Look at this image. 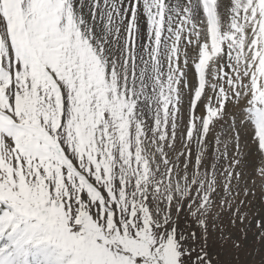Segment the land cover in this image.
<instances>
[{
	"label": "snow or ice",
	"instance_id": "snow-or-ice-1",
	"mask_svg": "<svg viewBox=\"0 0 264 264\" xmlns=\"http://www.w3.org/2000/svg\"><path fill=\"white\" fill-rule=\"evenodd\" d=\"M143 2L94 0L93 19L103 7L110 43L85 29L73 0H0V239L8 241L0 247V264H40L39 257L47 264H246L240 255L252 229V241L264 245V204L259 218L251 217L247 201L232 194L234 182L254 176L243 195L264 201L259 59L224 101V113L226 105L240 109L247 143L234 133L222 180L214 170L200 176L203 159L188 147L195 137H186L188 150L177 153L183 163L154 149L164 167L150 165L147 178L124 152V120L135 118L142 95L148 99L146 86L137 90L144 73L137 71L134 51L133 20ZM114 16L121 23L128 17L122 45ZM141 19L150 24L147 11ZM201 104L207 115L203 99L196 112ZM201 138L208 139L203 130ZM252 151L254 158L247 155ZM181 216L194 226H180Z\"/></svg>",
	"mask_w": 264,
	"mask_h": 264
},
{
	"label": "rangeland",
	"instance_id": "rangeland-1",
	"mask_svg": "<svg viewBox=\"0 0 264 264\" xmlns=\"http://www.w3.org/2000/svg\"><path fill=\"white\" fill-rule=\"evenodd\" d=\"M174 1H178L172 2L174 5L178 4L176 7L169 8L167 0H159L156 5H150L147 11L152 22L149 24L146 21L148 28L141 35L135 55L137 71L144 73L142 82L138 76L137 90L141 85L146 86L144 93L148 99H144L142 95L141 103L135 106V118H125L121 142L129 160L135 158L136 163L142 165L147 178L150 165L155 167L160 163L157 159L160 153L154 149L163 148L169 153L170 159L183 163L184 158L177 156V153L184 148L186 137L189 141L195 137L196 140L189 143L188 147L203 159L200 176L203 177L205 171L214 170L216 177L222 180L224 170L229 167L234 153V133L240 131V143H247L244 142L246 132L242 130L240 109L235 105H226L224 113V101L236 88L242 86L246 68L251 62L259 59L256 71L264 75V4L259 0L255 2V7L252 6L263 10L259 19L255 20L259 13L254 12L250 5V8L245 9L248 6L246 0H216L215 16L211 17L212 23H217L216 28L213 31L205 30L202 35L206 37L209 32V38L203 41L199 38V31L194 32L196 27L193 23L197 19V10L195 7L192 9L193 0H189L186 6L183 4L187 0ZM181 5L185 8L182 11ZM250 10L253 11L251 14ZM175 19L178 21H174ZM98 37L102 42L101 37ZM229 67L231 71L227 70ZM93 74L103 81L104 74L98 66L93 67ZM202 99L207 107V115H204L203 104L198 106V114L196 112V106ZM124 107L127 105L118 106L120 111ZM153 120L157 121L155 131ZM136 121L144 123L138 125ZM201 130L208 135L209 142H203ZM161 136L164 137L163 141ZM173 139L176 143H173ZM247 154L250 158L257 155L254 151ZM160 167L163 168L164 165L160 163ZM192 175L189 171V176ZM254 179L253 176L246 181L234 182L232 194L236 196L239 193L238 199L247 201L245 207L251 217L259 218L264 201L244 197L242 191L247 190L244 188L245 184L251 187ZM218 191L223 197L222 186ZM221 217L226 223L227 215L222 212ZM179 224L185 228L194 226L184 216L179 218ZM254 235L255 230L252 229L249 233V247L240 255V261H246V264H264V245L253 242ZM7 243L6 238L0 239V247ZM48 259H54L51 250ZM39 261L40 264H47L44 257H40Z\"/></svg>",
	"mask_w": 264,
	"mask_h": 264
},
{
	"label": "bare ground",
	"instance_id": "bare-ground-1",
	"mask_svg": "<svg viewBox=\"0 0 264 264\" xmlns=\"http://www.w3.org/2000/svg\"><path fill=\"white\" fill-rule=\"evenodd\" d=\"M159 0H144L143 3H138L137 4V9H136V17L135 19L133 20V25H134V31H135V48H134V51H136V46L138 45L139 41H140V38H141V35L144 34V32L146 31V28H148V24L146 22V20H142L141 17H143V15L145 14L146 11H148L149 9V6L150 5H156L158 3ZM181 1V0H180ZM179 1V3H180ZM186 1V0H184ZM188 1L186 3H184L183 5L186 6L188 5ZM246 5L248 6H245V9L248 7V8H252L253 5H255V2L259 1V0H246ZM260 1H263L261 3L264 4V0H260ZM116 2H119V0H116ZM125 4H128L129 6L131 5V0H124ZM153 2V3H151ZM172 2H178V1H174V0H171V2L169 0H167L166 4H167V7L169 8H172L173 6L176 7V5H174ZM190 2V1H189ZM211 2V5H210V9H211V13H210V18L207 17L206 15V11H205V8L203 6V3L201 0H193L192 2V9L195 7L196 8V21L195 23V31H199V38L201 40H208V35H209V32H207V35L206 37L204 35H202V33L205 32V30L207 31H213L216 27L215 25L217 24H214L212 23V19L211 17H214L215 16V9H216V0H210ZM73 4L75 6V9L77 10L78 14H79V17L83 19L84 21V27L85 29H87L88 27H91V30L93 33L97 34L98 36L101 37L102 39V42L107 39L110 43H113L112 39H111V36L107 33L106 29H105V25L103 22H101L100 20V17L102 15V13L104 12V9L103 7L101 8H97L95 9V12H96V18L93 19V11H94V0H73ZM183 5L182 8H180V10L182 11L183 9ZM250 5V7H249ZM159 7V6H158ZM151 9V8H150ZM168 9V8H167ZM253 11L259 13V16H260V12H262L263 10H260L259 8L258 9H254L252 8ZM180 11V12H181ZM252 11V12H253ZM123 12H124V5H121L120 6V13L121 15H123ZM161 12V11H160ZM251 12V13H252ZM150 13V12H149ZM183 13V12H182ZM131 14V11L129 12V15ZM152 14V13H151ZM178 14V13H177ZM153 15H155L153 13ZM172 15V14H171ZM263 15V14H261ZM185 16V15H184ZM219 17V16H218ZM245 17V16H244ZM154 18V17H152ZM262 18V17H261ZM114 20H116V23L113 24V30H115L116 28H119L120 30V35H121V39L120 41L118 42L119 44H123L124 42V36H125V33H126V30L128 29V17H124L123 19V22H119V20H117V18L114 16L113 17ZM181 19H183V15L181 17ZM188 19V18H187ZM217 18L215 17L214 20H216ZM180 20V18H179ZM202 20V21H201ZM209 20V21H208ZM220 20V19H219ZM257 20V18L255 19ZM151 21V20H150ZM174 21H178V19H175ZM249 21V20H248ZM152 22V21H151ZM154 22V21H153ZM167 23V22H166ZM165 23V24H166ZM171 23V19L170 21L167 23L166 25V28L168 29V26L170 25ZM210 23V24H209ZM257 23V22H256ZM260 23V22H259ZM178 24V23H176ZM229 24V23H228ZM247 24V23H246ZM219 26V25H218ZM165 29V28H164ZM156 30V29H155ZM264 30V29H263ZM129 35V38H131V32L128 33ZM197 35V34H196ZM194 35V37L196 36ZM144 40V39H143ZM200 40V41H201ZM142 41V40H141ZM194 41V40H193ZM198 41V40H197ZM140 44V43H139ZM201 44V43H200ZM139 46V45H138ZM210 48V47H209ZM203 50V49H202ZM201 51V50H200ZM202 57V56H200ZM189 74V73H188ZM187 74V75H188ZM186 75V76H187ZM189 76V75H188ZM189 78V77H187ZM189 81V80H188ZM182 107V106H181ZM178 115V114H177ZM183 123V122H182ZM181 123V124H182ZM209 138V137H208ZM207 142H209L207 140ZM246 142V141H244ZM176 143V142H175ZM246 145V144H245ZM255 153V152H254ZM251 154V153H249ZM248 155V154H247ZM251 156V155H250ZM43 258V257H42ZM38 260H40V257L38 258Z\"/></svg>",
	"mask_w": 264,
	"mask_h": 264
}]
</instances>
